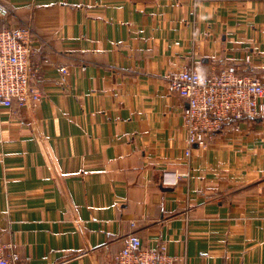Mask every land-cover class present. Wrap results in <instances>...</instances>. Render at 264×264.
<instances>
[{
  "label": "crops",
  "instance_id": "1",
  "mask_svg": "<svg viewBox=\"0 0 264 264\" xmlns=\"http://www.w3.org/2000/svg\"><path fill=\"white\" fill-rule=\"evenodd\" d=\"M0 1L1 27L32 26L42 93L0 110V241L20 264H114L130 233L176 264H264V114L187 155L164 79L264 80V0Z\"/></svg>",
  "mask_w": 264,
  "mask_h": 264
},
{
  "label": "built area",
  "instance_id": "2",
  "mask_svg": "<svg viewBox=\"0 0 264 264\" xmlns=\"http://www.w3.org/2000/svg\"><path fill=\"white\" fill-rule=\"evenodd\" d=\"M9 8L0 1V19L9 14ZM33 29L0 26V110L24 108L41 100L37 85L39 67L32 60ZM250 60V56H247ZM63 74L69 73L61 66ZM170 92L185 97L183 124L187 133L185 152L191 154L194 146L206 147L231 119L240 120L264 114V80L251 74H241L234 65L206 74L198 66L170 71L165 76ZM136 233H130L114 264H176L168 254L166 243L146 248ZM22 257L15 242L0 241V264H20Z\"/></svg>",
  "mask_w": 264,
  "mask_h": 264
}]
</instances>
